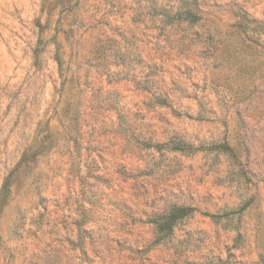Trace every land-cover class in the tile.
Returning <instances> with one entry per match:
<instances>
[{"label": "rangeland", "instance_id": "obj_1", "mask_svg": "<svg viewBox=\"0 0 264 264\" xmlns=\"http://www.w3.org/2000/svg\"><path fill=\"white\" fill-rule=\"evenodd\" d=\"M196 2L0 0V264H263L264 0Z\"/></svg>", "mask_w": 264, "mask_h": 264}, {"label": "trees", "instance_id": "obj_2", "mask_svg": "<svg viewBox=\"0 0 264 264\" xmlns=\"http://www.w3.org/2000/svg\"><path fill=\"white\" fill-rule=\"evenodd\" d=\"M240 17L242 18V23H245V25H250V22L246 20V16L244 14L241 13ZM200 19L201 17L196 0H177V6L174 10H168L162 13L161 22L165 25H173L175 23H186L187 25L192 26L197 24ZM238 24H240L241 25L240 27L243 28L244 24H241V22ZM258 28H259V30L257 29L258 34L264 36V25L260 26L258 24ZM247 55L250 58L249 61L250 63H253L259 59L258 61L260 67L256 70L255 73H257L258 76L264 75V52L254 56L253 50L250 49L247 52ZM257 57L258 59H256ZM249 66L246 72L248 74H252V70H251L252 67ZM223 88L229 90L228 86H224ZM155 102L157 105L160 106H169V103L163 97L158 96L157 98H155L153 103L155 104ZM157 148L158 149L166 148L170 151H178L181 153L193 154L197 151H203L204 146L192 147L191 145L186 143L184 144L180 142L173 143V141H169L166 144L157 146ZM210 149L212 150L222 149L223 152H230V148L226 145H211ZM22 162L23 159L20 161V163L16 165L14 170L10 172L8 177H6L0 192V202L4 200L6 201V199L9 197L12 186V176L16 173L17 169L19 168ZM243 209L244 207L239 208L238 210H235L230 213L234 215L240 213L241 211H243ZM195 213H196V209L193 207L187 205L173 204L167 210L159 214L153 215L149 219V223L152 224L153 232H154V239L152 242V246L166 244L171 239L175 227L181 224L185 219L192 217V215ZM203 215L208 216L214 222H219L222 218L227 219L230 216V214L227 212H224L222 215L208 214V213H204ZM239 236L240 235L238 234L237 238H239ZM261 260L264 264V257L261 256Z\"/></svg>", "mask_w": 264, "mask_h": 264}]
</instances>
